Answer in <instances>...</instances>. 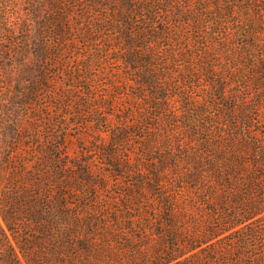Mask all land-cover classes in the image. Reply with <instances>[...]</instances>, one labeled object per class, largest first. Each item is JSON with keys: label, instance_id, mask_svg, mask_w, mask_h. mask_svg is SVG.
Returning <instances> with one entry per match:
<instances>
[{"label": "trees", "instance_id": "1", "mask_svg": "<svg viewBox=\"0 0 264 264\" xmlns=\"http://www.w3.org/2000/svg\"><path fill=\"white\" fill-rule=\"evenodd\" d=\"M0 264H264V0H0Z\"/></svg>", "mask_w": 264, "mask_h": 264}, {"label": "rangeland", "instance_id": "2", "mask_svg": "<svg viewBox=\"0 0 264 264\" xmlns=\"http://www.w3.org/2000/svg\"><path fill=\"white\" fill-rule=\"evenodd\" d=\"M79 141L76 138H72L69 142V150L70 152L75 155L79 153Z\"/></svg>", "mask_w": 264, "mask_h": 264}]
</instances>
